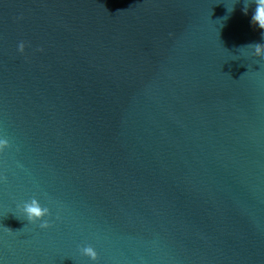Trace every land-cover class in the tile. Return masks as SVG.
Returning a JSON list of instances; mask_svg holds the SVG:
<instances>
[{
    "label": "water",
    "instance_id": "1",
    "mask_svg": "<svg viewBox=\"0 0 264 264\" xmlns=\"http://www.w3.org/2000/svg\"><path fill=\"white\" fill-rule=\"evenodd\" d=\"M243 6L0 0V264H264V56L240 48L264 30Z\"/></svg>",
    "mask_w": 264,
    "mask_h": 264
},
{
    "label": "clouds",
    "instance_id": "2",
    "mask_svg": "<svg viewBox=\"0 0 264 264\" xmlns=\"http://www.w3.org/2000/svg\"><path fill=\"white\" fill-rule=\"evenodd\" d=\"M253 2L256 7L252 13L251 22L253 25H258L259 29L264 30V0H244L242 11L247 14L250 5ZM227 11L233 12L234 7L231 10L227 9ZM262 38H264V32H262ZM242 47L254 48L257 56H264V44L253 43L241 46L240 48ZM24 50L25 44L24 42H21L19 44V51L23 53ZM40 50L42 51V49ZM8 147H10V144L7 139L0 140V152H3L4 149ZM0 180L6 182L7 177H0ZM18 208L19 211L26 216L28 222L36 224L38 221H41V223H39V227L41 229H48L52 226L49 220L44 219L45 217L51 216L50 209L48 207H43L37 199L33 198L30 202H25L22 207L18 206ZM57 219H59V216H57ZM82 252L84 256L90 258L92 261H96L98 259V254L92 246L83 247Z\"/></svg>",
    "mask_w": 264,
    "mask_h": 264
}]
</instances>
